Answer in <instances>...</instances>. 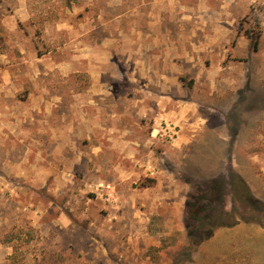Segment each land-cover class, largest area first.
Segmentation results:
<instances>
[{
	"label": "rangeland",
	"instance_id": "1",
	"mask_svg": "<svg viewBox=\"0 0 264 264\" xmlns=\"http://www.w3.org/2000/svg\"><path fill=\"white\" fill-rule=\"evenodd\" d=\"M222 1L0 0V264H264V0Z\"/></svg>",
	"mask_w": 264,
	"mask_h": 264
},
{
	"label": "crops",
	"instance_id": "2",
	"mask_svg": "<svg viewBox=\"0 0 264 264\" xmlns=\"http://www.w3.org/2000/svg\"><path fill=\"white\" fill-rule=\"evenodd\" d=\"M241 1L249 5L254 0H223L222 4L220 5V8L222 10H224V9H228L226 7H232V5L233 6L234 5H238V3H240V5H241V3H242ZM240 5L238 6L239 8H240ZM243 7H244V5H242V9H243ZM229 12L230 11H226L227 14H229ZM226 23H229V22H227V20H226ZM231 33H233V27L224 28L223 24H213V25H211L210 29H209V32H208V34L206 36L209 50L212 47L213 48V52L215 53L214 47L217 44V41H218V43L219 42H224L225 43V41L229 40L230 37H232ZM244 41L245 40L243 39V37H239L237 39V41H236V46L237 47H242L243 44H244ZM221 48L222 49H220V51H218L219 52V56L226 51L225 46H222ZM242 75H243L244 78L248 77L246 74H242Z\"/></svg>",
	"mask_w": 264,
	"mask_h": 264
},
{
	"label": "trees",
	"instance_id": "3",
	"mask_svg": "<svg viewBox=\"0 0 264 264\" xmlns=\"http://www.w3.org/2000/svg\"><path fill=\"white\" fill-rule=\"evenodd\" d=\"M256 47H257V41L254 42V49H256ZM142 186L147 187L148 185L143 184ZM61 262H62V257L60 256V254L51 253L48 255L45 254V255L41 256V258L37 264H61Z\"/></svg>",
	"mask_w": 264,
	"mask_h": 264
}]
</instances>
